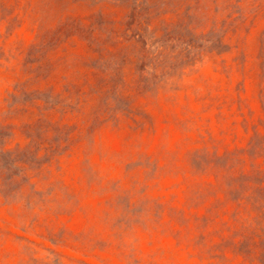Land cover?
I'll list each match as a JSON object with an SVG mask.
<instances>
[{"label": "rangeland", "instance_id": "1", "mask_svg": "<svg viewBox=\"0 0 264 264\" xmlns=\"http://www.w3.org/2000/svg\"><path fill=\"white\" fill-rule=\"evenodd\" d=\"M0 264H264V0H0Z\"/></svg>", "mask_w": 264, "mask_h": 264}]
</instances>
